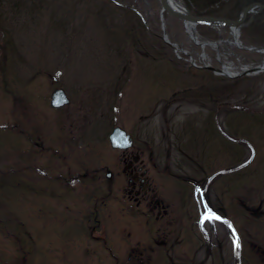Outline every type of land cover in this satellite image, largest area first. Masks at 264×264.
<instances>
[{
  "label": "rangeland",
  "instance_id": "rangeland-1",
  "mask_svg": "<svg viewBox=\"0 0 264 264\" xmlns=\"http://www.w3.org/2000/svg\"><path fill=\"white\" fill-rule=\"evenodd\" d=\"M180 1L191 12L219 10L227 2L209 0V7L200 8L207 0ZM162 18L166 38L186 54L174 52L163 40L157 0H0V264H113L99 240L88 236L86 226L79 234L72 233L68 222L37 209L92 204L93 198L72 192L59 197L64 189L48 180L57 173L54 166L59 162L51 154L55 148L67 151L60 145L70 142L85 151L96 148L90 150L96 151L93 158L79 157L86 167L91 159L110 160L107 135L113 125L135 136L136 142L147 139L150 132L154 141L167 133L176 135L178 147L189 153L195 139L203 157L215 158L212 171L234 168L227 174L234 176L232 190L244 192L249 205L261 200L264 209V70L231 79L234 85L225 90L227 78L195 69L188 62L190 52L195 65L201 63L195 58L203 51L205 61L220 66L213 48L195 46L181 22ZM248 23L240 27L238 40L260 41L264 46V33L254 29V21ZM196 33L212 40L229 37L227 29L218 35L204 25ZM217 52L228 64L238 57L243 58L237 62L241 64L261 59L260 54L240 50L233 43L220 42ZM3 87L26 94L30 108L43 109L48 115L46 127H20L14 121L19 110ZM53 87L62 88L71 98L68 108L82 98L88 102L89 114L103 113L104 127H51L54 112L46 101ZM88 131L93 135L85 136ZM241 163H245L242 168ZM34 166L42 171L38 173ZM149 174L156 181V174ZM114 179L115 184L119 179L118 189L123 177L116 174ZM222 184L218 181L216 189ZM107 197L101 229L93 234L115 237L117 243L112 238L107 245L118 255H123L126 232L134 233L130 236L144 246L152 242L155 225L143 224V217L137 220L141 224L132 227L129 223L136 220L118 211L117 201ZM157 249L165 253L163 246ZM257 258L252 255L253 262L259 263Z\"/></svg>",
  "mask_w": 264,
  "mask_h": 264
},
{
  "label": "flooded vegetation",
  "instance_id": "flooded-vegetation-1",
  "mask_svg": "<svg viewBox=\"0 0 264 264\" xmlns=\"http://www.w3.org/2000/svg\"><path fill=\"white\" fill-rule=\"evenodd\" d=\"M253 1L264 3V0H249ZM252 19L254 29L264 33V23L258 24V20L264 22V8ZM78 100L72 108H68L71 99L64 107L51 108L54 112L49 120L51 127H104V114L99 117L89 114L88 102L82 98ZM46 117L38 107L30 108L24 104L19 109L18 121L20 127H44L48 121ZM123 130L129 135L128 145L113 148L107 135L111 161L107 157L91 159L90 167L84 166L79 157L86 154L93 158L96 151L90 150L96 148L85 151L70 142L60 145L61 149L66 146L67 151H56L55 148L51 155L59 162L54 166L57 173L48 178L49 184L64 189L59 197L72 192L85 199L93 198V202L81 207H37L39 212L56 214L57 221L68 222V229L75 234L86 226L88 236L99 240L113 264H120L121 260L123 264H264V246L260 245L264 241V222L260 223L264 219L262 201L259 200L256 206L249 205L244 192L232 190L234 176L228 175L234 168L212 171L211 163L215 158L207 160L203 157V148L201 152L195 139L189 153L178 147L176 135L167 133L162 140L154 141L150 132L147 139L136 142L135 136ZM84 134L93 135L90 131ZM82 136L77 138L85 137ZM72 153L77 157L71 156ZM33 168L38 173L42 171L37 166ZM21 170L25 172V168ZM149 172L156 174V181ZM116 174L123 177V184L118 189H115L119 182L118 179L115 184ZM218 181L223 182L219 190L216 189ZM22 185L26 188L25 182ZM31 188L35 191L36 185ZM50 193L54 195V190ZM108 195L117 201L118 211H125L128 218L136 220V223H129L132 227L141 224L137 220L143 217V224L155 225L157 234L151 236L152 242L144 246L130 236L134 233L126 232L125 241L120 242L123 255H118L107 245L112 238L116 244L115 237L107 239L93 234L95 229H101V210ZM60 214H65V218H60ZM157 246H163L165 253H160ZM180 247L181 250L176 252ZM252 255L258 257L259 263L252 261Z\"/></svg>",
  "mask_w": 264,
  "mask_h": 264
},
{
  "label": "water",
  "instance_id": "water-1",
  "mask_svg": "<svg viewBox=\"0 0 264 264\" xmlns=\"http://www.w3.org/2000/svg\"><path fill=\"white\" fill-rule=\"evenodd\" d=\"M160 5V10L163 11L166 15H168L170 18L184 21V22H190L192 24L195 23H201V22H222V23H239L243 19V16L239 17L236 20H229L225 18H216L213 16H195L192 15L188 10L184 11H178L176 9L175 4L171 2V0H158ZM259 6H264V4H259ZM249 10V6H245L242 9V15H245ZM210 70L222 74L223 72L218 68L208 67ZM260 67H253L247 70H244L241 72V74H246L248 72H254L257 70H261ZM66 102V98L63 95L62 91L59 89H55L52 91L50 96V105L57 107L59 105H62ZM129 135L124 132L119 127H114L111 132L108 135L109 143L112 147H125L129 143Z\"/></svg>",
  "mask_w": 264,
  "mask_h": 264
},
{
  "label": "bare ground",
  "instance_id": "bare-ground-1",
  "mask_svg": "<svg viewBox=\"0 0 264 264\" xmlns=\"http://www.w3.org/2000/svg\"><path fill=\"white\" fill-rule=\"evenodd\" d=\"M171 2H172L173 4H175L176 9H177L178 11H183V10H184L183 4L181 3L180 0H171ZM233 35H235V33H234ZM224 68H225L226 70L232 71V70H230V68H228V67H225V66H224ZM233 71H234V70H233ZM233 71H232V72H233Z\"/></svg>",
  "mask_w": 264,
  "mask_h": 264
},
{
  "label": "trees",
  "instance_id": "trees-1",
  "mask_svg": "<svg viewBox=\"0 0 264 264\" xmlns=\"http://www.w3.org/2000/svg\"><path fill=\"white\" fill-rule=\"evenodd\" d=\"M203 4H206V3H204V2H203ZM230 82L232 83V85H234V83H233V82H235V81L231 80Z\"/></svg>",
  "mask_w": 264,
  "mask_h": 264
},
{
  "label": "snow or ice",
  "instance_id": "snow-or-ice-1",
  "mask_svg": "<svg viewBox=\"0 0 264 264\" xmlns=\"http://www.w3.org/2000/svg\"><path fill=\"white\" fill-rule=\"evenodd\" d=\"M215 218H216V219H219V217H215ZM236 246H237V247H239V245H238V244H237Z\"/></svg>",
  "mask_w": 264,
  "mask_h": 264
}]
</instances>
